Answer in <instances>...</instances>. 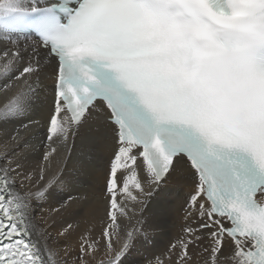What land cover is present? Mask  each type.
I'll use <instances>...</instances> for the list:
<instances>
[{"label":"snow or ice","instance_id":"6c2138e0","mask_svg":"<svg viewBox=\"0 0 264 264\" xmlns=\"http://www.w3.org/2000/svg\"><path fill=\"white\" fill-rule=\"evenodd\" d=\"M0 43V126L38 125L44 161L65 156L35 176L15 150L0 153V264H92L101 252L99 264H142L148 214L165 213L178 169L191 220L175 264H192V248L199 264H264V0H0ZM101 144L112 147L106 219L73 254L34 205L67 208L85 183L67 163L97 168Z\"/></svg>","mask_w":264,"mask_h":264},{"label":"bare ground","instance_id":"6f19581e","mask_svg":"<svg viewBox=\"0 0 264 264\" xmlns=\"http://www.w3.org/2000/svg\"><path fill=\"white\" fill-rule=\"evenodd\" d=\"M5 48L0 43V49ZM43 85L47 89L54 86V76L51 69L42 74ZM5 97L0 93V106H2ZM34 119L44 120V115L36 114ZM104 117L94 116L93 123L102 122ZM27 122V121H25ZM44 130L38 125H29L23 128L19 124H7L0 126V153L5 150L17 152L16 159L20 160L25 172H31L35 176L39 175L40 168H46V176L55 175L63 166L65 161L64 153L50 158V161H44V152L46 151L42 143V137L36 138ZM17 139L13 140L12 137ZM112 147L101 144L97 147L98 167L83 170L81 165L75 160L67 163L69 171H78L82 173L84 185L73 189L64 195V200L68 201V207L61 210L60 213L52 211L63 201L49 200L36 202L34 205L35 223L61 245L68 246L73 254L78 253L80 237L90 231L93 237H100L103 230V221L106 219L104 211L103 189L106 183V172L108 161L111 159ZM187 171H180L165 186L164 192L167 194L164 200L166 211L161 216L148 214L149 220L153 223L154 229L152 238L154 244L144 251V260L142 264H157L162 261L163 264H175L177 254L171 250V245L175 243L184 233V228L190 223L191 218L186 220V204L191 183L186 179ZM36 191L35 188L31 189ZM71 196L72 199L68 200ZM160 198H157V202ZM68 224H72L70 235L67 239L59 237L58 233ZM196 227V225H192ZM199 249L192 248V264H199ZM170 257V259H169ZM104 259L103 252L97 255L92 264H99Z\"/></svg>","mask_w":264,"mask_h":264}]
</instances>
